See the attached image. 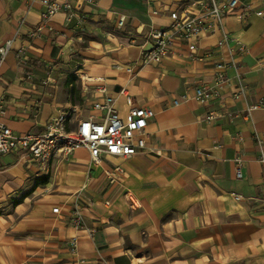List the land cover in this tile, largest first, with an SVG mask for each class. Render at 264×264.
I'll return each instance as SVG.
<instances>
[{
	"label": "crops",
	"instance_id": "obj_1",
	"mask_svg": "<svg viewBox=\"0 0 264 264\" xmlns=\"http://www.w3.org/2000/svg\"><path fill=\"white\" fill-rule=\"evenodd\" d=\"M41 1L0 0V46L12 41L0 61L1 122L25 134L60 114L69 126L98 118V84L122 119L130 105L154 117L145 149L127 159L95 164L78 148L43 170L21 153L0 156V264H264V110L246 113L264 99V17L256 15L264 0H237L238 13L202 34L194 53L170 18L191 12L194 0H94L79 25L62 13L42 22ZM152 30L171 35L170 52L144 64ZM217 62L229 65L221 87ZM202 84L208 104L194 97ZM212 111L219 116L207 122ZM112 165L124 170L114 182L105 175ZM76 210L84 229L69 224Z\"/></svg>",
	"mask_w": 264,
	"mask_h": 264
},
{
	"label": "built area",
	"instance_id": "obj_2",
	"mask_svg": "<svg viewBox=\"0 0 264 264\" xmlns=\"http://www.w3.org/2000/svg\"><path fill=\"white\" fill-rule=\"evenodd\" d=\"M41 3L43 6L40 14L42 22L62 13L66 21L79 25L84 20L83 5L92 4L94 0H42ZM192 6L193 10L182 16H178L176 13L170 15L173 22L172 27L176 29L178 37L187 43L190 53H194L202 34L221 31L222 19L226 16L236 15L239 10L237 0H226L220 3L215 0H194ZM256 15L264 17V13L260 11ZM124 24V17H119L116 27L120 29ZM226 39L227 36H223L219 44L225 42ZM171 41L172 37L167 31H150L143 47L149 44L151 49L142 52L140 61L144 64L159 63L170 52ZM11 45L12 41L8 40L0 46V61L11 49ZM230 67H235V65L232 63ZM228 68L229 65L224 62L215 64V86L221 87L227 83L226 71ZM96 91L100 96L99 100L92 104V108L100 116L80 120L72 126H69V115L60 114L58 117L50 118L40 133L17 134L0 120V156L21 153L30 162L39 165L41 169L48 170L49 164L55 157H68L78 148L85 149L89 153L91 162L95 164H99L104 156L127 159L142 152L146 146L147 124L154 117L153 110L148 107L130 105L126 118L122 119L114 107V97L107 92L106 86L98 84ZM118 93L127 96L124 88H121ZM243 93L244 87L239 84L234 97L238 99ZM194 97L200 104H208L212 99V94L208 92V87L202 84L194 89ZM187 99L188 94L185 93L173 104L176 106L180 101L184 102ZM258 109L264 110V99L250 105L246 109V113L249 114ZM3 112L4 103L0 99V118ZM218 116L212 111L206 115L205 120L214 122ZM260 161L264 163V156H261ZM234 163L235 177L241 179L243 164L241 155L235 157ZM122 174H124V170L119 165H112L105 172L110 182H114ZM126 197L131 209L138 208L137 201L131 195L126 194ZM235 197L236 199L240 198L238 195ZM106 205H109V202H106ZM52 213L57 214L58 209H52ZM69 224L78 230L84 229L83 217L78 210L70 216ZM75 245V240L69 242L72 251L75 249Z\"/></svg>",
	"mask_w": 264,
	"mask_h": 264
},
{
	"label": "water",
	"instance_id": "obj_3",
	"mask_svg": "<svg viewBox=\"0 0 264 264\" xmlns=\"http://www.w3.org/2000/svg\"><path fill=\"white\" fill-rule=\"evenodd\" d=\"M151 49V45L147 46L144 51H148Z\"/></svg>",
	"mask_w": 264,
	"mask_h": 264
},
{
	"label": "rangeland",
	"instance_id": "obj_4",
	"mask_svg": "<svg viewBox=\"0 0 264 264\" xmlns=\"http://www.w3.org/2000/svg\"><path fill=\"white\" fill-rule=\"evenodd\" d=\"M86 115H87V114H85V117H86ZM10 157H12V156H10ZM0 212L2 213V212H3V210H0ZM4 212H6V210H5Z\"/></svg>",
	"mask_w": 264,
	"mask_h": 264
}]
</instances>
